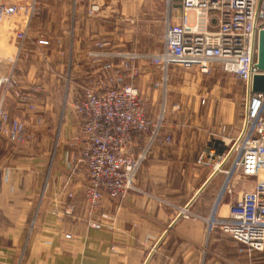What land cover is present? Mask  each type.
Instances as JSON below:
<instances>
[{"label": "crops", "instance_id": "obj_1", "mask_svg": "<svg viewBox=\"0 0 264 264\" xmlns=\"http://www.w3.org/2000/svg\"><path fill=\"white\" fill-rule=\"evenodd\" d=\"M77 3L71 23L66 22L59 31L41 37L30 29L20 53L16 27L6 23L8 26L0 29L3 73L14 71L17 80L5 97L4 107L12 117L23 119L26 104L35 105L37 110L28 125L39 135L25 146L12 144L0 135V264H261L264 252L249 255L220 230L207 233L203 219L210 213L224 176L197 166L196 161L208 149L217 155L227 151L220 130L226 111L221 106L220 110L211 108L208 100L205 105L201 103L210 94L204 89L207 76L196 71L171 69L166 132L173 139L152 149L136 179L141 193H129L119 210L115 203L104 200L99 213H109L113 220L101 229L89 227L84 199L88 174L74 172L70 163L71 153L80 148L72 146V141L80 133L81 120L70 108L60 130V152L53 166V119L64 111L65 100L70 107L82 98L84 87L101 70V65L88 57L96 44L119 35L125 42L116 46L119 50L161 52L164 21L153 22L152 30V21L146 19L155 16L148 0ZM46 4L61 8L67 15L62 22L72 15L73 0H46ZM91 4L101 6L94 16L88 15ZM154 12L160 14L159 10ZM157 38L160 45H151ZM40 40L48 44L40 45ZM141 69L137 87L148 100L149 115L154 117L162 98L154 83L161 75L150 63L142 64ZM174 107L176 112L171 111ZM236 134L235 129L225 133L229 138ZM144 144L145 138H138L131 152H138ZM253 186L252 178H235L234 194L225 197L220 214L227 215L230 205ZM159 199L177 207L188 206L199 218H180L177 209Z\"/></svg>", "mask_w": 264, "mask_h": 264}, {"label": "built area", "instance_id": "obj_2", "mask_svg": "<svg viewBox=\"0 0 264 264\" xmlns=\"http://www.w3.org/2000/svg\"><path fill=\"white\" fill-rule=\"evenodd\" d=\"M164 1L167 13L161 52L122 51L109 42H99L88 53L101 70L84 87L82 98L71 105L82 126L72 141V146L80 148L71 153L70 159L74 172L88 174L84 197L88 225L101 229L113 220L111 214L99 213L104 200L115 203L119 210L129 193H141L136 179L152 149L172 142L166 132L171 69L209 76L218 67L246 85L247 104L240 136L234 139L221 133L227 151L217 155L208 149L196 161L197 166L224 176L210 213L203 220L208 234L220 230L241 244L242 252H264V92L252 93L254 78L262 74L258 46L259 33L264 30V0ZM41 6V0H0V29L6 23L16 27L19 53L24 50ZM100 10V5L91 4L88 15L94 16ZM39 44L48 42L40 40ZM147 63L161 75L160 81L154 83V88L162 92L161 108L154 117L149 115L148 100L137 87L141 66ZM3 65L0 57V135L12 144L25 146L39 135L30 133L23 119L12 117L5 109V97L17 80L14 71L3 73ZM207 100L202 98L201 103L205 105ZM26 109L36 111L37 107L26 104ZM171 111L176 112V108ZM222 130L227 132L226 127ZM140 137L145 138L144 146L131 152ZM237 176L252 178L253 189L230 205L227 215H221L225 197L234 194ZM159 201L177 209L180 218H199L188 206Z\"/></svg>", "mask_w": 264, "mask_h": 264}, {"label": "rangeland", "instance_id": "obj_3", "mask_svg": "<svg viewBox=\"0 0 264 264\" xmlns=\"http://www.w3.org/2000/svg\"><path fill=\"white\" fill-rule=\"evenodd\" d=\"M21 1H26V0H21ZM148 2H149V4L153 5L152 11H153V14L155 17H151V19H146V20H150V21H152V23L153 22H155V23L156 22L157 23L163 22L166 18V13H167V7H166L165 1L164 0H148ZM43 3L45 5L41 6L39 15H37L33 19V21H32L33 23L31 25V29L34 30V33L36 32L38 34V36H41V37H43V36L46 37L50 32H54L57 30L59 31V29L62 27V25H64L66 27V22H68L70 24L71 19L75 16L76 11L78 9L77 8L78 3L76 6V0H73L72 15L69 16V18L66 21L62 22L63 17L65 16L64 18H67V15H63L61 13V8L56 9L53 6L46 4V0H43ZM118 3H116V5ZM156 10H159L160 14L159 13L156 14V12H154ZM147 13H148V11H147ZM5 26H8V24H5ZM152 30H154V23L152 25ZM156 40H157V42L153 39L151 45H155V44L160 45L161 37H160V41L158 38ZM101 42H109V41H101ZM109 43H111L112 46H115V47L116 46H123L125 44L124 40L119 35L111 37V41ZM72 79L75 80L73 77H72ZM205 80H206V82H205L206 84L204 83V89L206 90L205 93L210 94L208 97L206 96V98L208 99V102H209V106L211 108H216V109L217 108L219 109V106H221L222 109H224L226 111V113H225L226 115L223 116L221 123H220L221 133L225 134V132H223V130H222L223 127H226L227 130L229 131V133H231V130L235 129V132H237V134L235 135L234 139H236L239 136L240 131L242 130V127L244 125V120H245L246 104H247V88H246V85L244 83L234 79L232 76L221 72L218 67H216L213 70L212 74L205 77ZM70 108H71V106L69 107V104H68V106L66 108H63L64 111L61 112L60 115H58L56 117V119L55 118L53 119V126H52L53 131H51V133H50L51 143H52V146H51V154H52L51 162H52L53 166H54V158H56V156L60 152L59 151L60 148L58 145V143L61 139V135H62V131H60V130H61L62 124H64L65 118L67 116L66 114L68 113V111L71 110ZM25 110H27V109L25 108ZM33 112L34 111L28 110L26 112V115H24L25 117L23 118V120L26 123L28 122L27 128H28L30 133H37V131L31 130L30 129L31 127L29 126L30 121L32 119V116L34 115ZM49 122H50V120H49ZM237 177H235V178H237ZM45 185H46V182H45ZM44 190H45V188L43 189V191L40 194L39 207L41 205V202L43 201V196H44V192H45ZM38 213H39V208H37V211L34 214V217L30 222L31 226L29 227V231L27 232V234H29V235L32 231V228H33L35 222H36V218L38 216ZM263 263H264V259H263V261H261V264H263Z\"/></svg>", "mask_w": 264, "mask_h": 264}, {"label": "water", "instance_id": "obj_4", "mask_svg": "<svg viewBox=\"0 0 264 264\" xmlns=\"http://www.w3.org/2000/svg\"><path fill=\"white\" fill-rule=\"evenodd\" d=\"M258 68L262 74L256 76L252 83V93L264 92V30L259 33Z\"/></svg>", "mask_w": 264, "mask_h": 264}]
</instances>
